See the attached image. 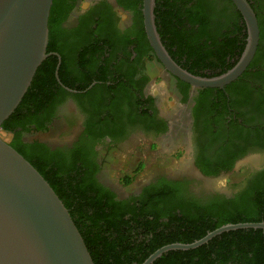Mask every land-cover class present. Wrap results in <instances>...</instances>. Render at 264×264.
Instances as JSON below:
<instances>
[{"label": "flooded vegetation", "instance_id": "obj_1", "mask_svg": "<svg viewBox=\"0 0 264 264\" xmlns=\"http://www.w3.org/2000/svg\"><path fill=\"white\" fill-rule=\"evenodd\" d=\"M57 9L63 48L61 54H47L53 59L46 66L42 102L32 99L26 103L11 131L0 134L2 140L23 149L38 146L54 156L52 161H43L45 171L58 169V157L65 164L61 168L64 176L91 180L92 194L95 190L130 206L153 191L160 178L180 191L182 202L204 203L209 197H232L264 171V164L251 170L230 194L211 187L209 181L230 173L249 154L260 153L264 162V149L247 145L231 157L229 170L215 176L204 175L198 165L214 160L219 147L234 134H247L251 124L243 122L252 115L238 103L237 94L224 91L226 86L192 88L162 66L145 36L142 3L136 4L140 16L118 0H59ZM242 33L247 35L245 24ZM238 58L234 56L227 64ZM78 61L83 62V69ZM218 72L219 68L204 73ZM88 79L83 91L68 86L79 87ZM97 84L103 88L94 89ZM137 136L154 139L151 145L161 148L162 157L171 153L176 165L189 164L196 174L190 167L183 172L176 167L172 172L128 178L119 161Z\"/></svg>", "mask_w": 264, "mask_h": 264}, {"label": "trees", "instance_id": "obj_2", "mask_svg": "<svg viewBox=\"0 0 264 264\" xmlns=\"http://www.w3.org/2000/svg\"><path fill=\"white\" fill-rule=\"evenodd\" d=\"M58 2L52 1L49 13L46 54H61L63 48L58 38L61 34ZM118 2L140 16L136 4L142 0ZM250 6L259 27L256 52L246 70L224 91L237 94L238 103L252 115L243 122L251 124V130L245 135L231 136L219 147L211 162L199 161L198 165L206 176L229 170L231 157L240 154L247 145L264 149V0H255ZM154 17L157 33L169 56L193 75L211 77L231 69L237 59L233 64H229L230 60L236 55L240 57L246 44L242 16L230 0H155ZM140 34L142 36V32ZM52 59L47 57L37 68L21 102L3 122L0 134L11 131L14 120L18 119L26 103L42 99V85L47 79L46 66ZM78 67L83 69V62L78 61ZM218 68V73H204ZM58 75L62 79L60 69ZM89 83L90 79L76 88L68 86L83 91ZM102 88L103 84H97L94 89ZM9 145L38 171L61 200L94 264H142L163 246L193 243L224 225L264 223V171L232 197H209L204 203L182 202L180 191L160 178L153 191L130 206L95 190L92 194L91 180L64 176L61 168L65 164L58 157V169L45 171L43 161H52L54 156L38 146L23 149L14 142ZM71 155L77 156L75 152ZM176 209L179 211H174ZM153 264H264V230L224 232L196 249L167 252Z\"/></svg>", "mask_w": 264, "mask_h": 264}, {"label": "water", "instance_id": "obj_3", "mask_svg": "<svg viewBox=\"0 0 264 264\" xmlns=\"http://www.w3.org/2000/svg\"><path fill=\"white\" fill-rule=\"evenodd\" d=\"M53 0H0V128L28 90L47 58L48 18ZM242 16L246 44L234 66L213 77L181 68L169 56L154 22L155 0H142L143 27L155 57L192 88L222 89L250 64L259 41L257 18L247 0H230ZM240 229L264 230V223L227 224L190 244H169L142 264L170 251H189ZM0 264H94L68 210L38 171L0 138Z\"/></svg>", "mask_w": 264, "mask_h": 264}, {"label": "rangeland", "instance_id": "obj_4", "mask_svg": "<svg viewBox=\"0 0 264 264\" xmlns=\"http://www.w3.org/2000/svg\"><path fill=\"white\" fill-rule=\"evenodd\" d=\"M133 146L129 147L128 152L124 154V157L119 161V167L125 168V174L127 177L139 176L145 177L149 172L167 170L172 172L176 167L181 168L180 172L184 171L188 167L191 172L196 174L192 166L185 164L184 166L176 165V161L170 158L168 153L162 157V150L157 145H151L154 143V139L146 137V140H141L140 136L135 137ZM153 141V142H152ZM262 155L258 152L249 154L246 159L241 163H237L234 169L226 174L209 181L211 187L219 192L230 194L237 190L238 184L244 180V178L256 168H261L264 164ZM113 182H116L113 179Z\"/></svg>", "mask_w": 264, "mask_h": 264}]
</instances>
